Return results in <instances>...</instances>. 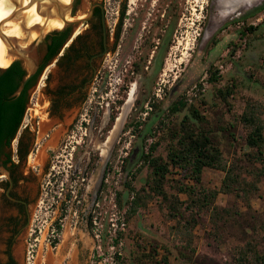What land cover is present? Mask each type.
<instances>
[{
    "label": "rangeland",
    "instance_id": "374dc122",
    "mask_svg": "<svg viewBox=\"0 0 264 264\" xmlns=\"http://www.w3.org/2000/svg\"><path fill=\"white\" fill-rule=\"evenodd\" d=\"M102 1L108 13L115 12L120 1L124 3L121 41L129 40L133 47L126 60L131 61L134 55L141 53L145 59L144 65L148 67L143 74L130 76L129 88L130 91L137 88L136 101L140 110L130 111V108L124 122H147L153 113L152 105L156 104L158 109L164 111L170 101L180 98L186 106H193L204 118L205 122L197 127L209 130L211 139L226 163H236L244 170L241 177L253 182L254 177L250 171L259 166L245 157L251 150L244 144L245 132L238 117L247 103L258 107L261 117L264 115V8L252 16L244 17L243 10L242 16L217 20L212 0ZM114 18L112 16L111 20ZM12 25L15 29L14 23ZM34 38L28 40V49ZM161 44L159 66L153 72V57ZM207 70L215 73L216 81H206ZM120 77L112 73L108 82L115 85ZM172 90L176 94L170 95ZM219 91L227 94L222 98ZM185 114V110H182L171 117H165L163 112L159 118L164 127L176 130L177 123ZM28 117L24 114L22 123L27 122ZM151 127L153 137L145 141L137 138L141 127L137 130L128 127L122 134L118 133L114 140L103 191L90 216L87 232L79 234L81 240L89 242L90 264H232L233 249L245 242L253 245L258 254L264 255L263 178L256 182V191L248 194L246 199L217 194L213 204L219 209H231L232 218L225 215L221 220L214 221L209 213H201L195 226L187 230L182 227V220L176 224V220L166 217L165 210L158 206L157 198L137 209L131 217H125L124 202L129 201L131 194L123 185L124 176L120 169L124 165L122 160L129 157L128 162L133 163L130 170L133 171L138 165L134 164L133 151L140 144L143 146L157 140L159 144L154 155L165 157L169 138L165 132L161 133L156 121ZM67 152L72 154L71 151ZM78 152L82 154L75 151L74 155ZM58 154L66 155L61 151H54L52 155ZM58 160L63 163H56V166L64 168L72 163L67 162L68 155ZM139 169L131 182L135 190L149 178L146 167ZM166 177L168 180L187 183L180 179V172L175 170ZM222 177V172L205 168L201 173L200 186L216 190ZM49 179L44 177L39 181L40 203L32 223L36 225L32 228L35 230L32 239L36 238L37 241L30 239V247L25 249L23 255L16 253V247L11 250L10 255L16 264H26V257L37 264L41 250L47 244L48 220L43 214L49 210L43 207H46L44 199L50 187L47 184L51 183ZM116 193H119L123 205L121 210L116 205ZM179 197L184 199L183 195ZM185 218L186 213L183 214ZM48 251L50 249L47 248L45 253ZM0 264H6L1 240Z\"/></svg>",
    "mask_w": 264,
    "mask_h": 264
},
{
    "label": "flooded vegetation",
    "instance_id": "af4514ba",
    "mask_svg": "<svg viewBox=\"0 0 264 264\" xmlns=\"http://www.w3.org/2000/svg\"><path fill=\"white\" fill-rule=\"evenodd\" d=\"M228 2L211 5L217 20L242 16L243 10L244 17L252 16L264 0L255 7L248 0L239 10L226 8ZM124 11L122 1L112 13L102 0H57L56 5H47L44 20L54 17L57 23L29 44L34 70L18 92L23 91L28 120L22 123L21 119L13 137L0 140V240L6 264H16L10 255L14 247L22 255L30 247L40 203L39 181L44 177H50L51 183L44 199L43 209L49 210L43 214L48 220L47 244L40 264H90L89 242L79 234L87 232L88 219L103 191L113 146L102 167L103 156L118 132L123 133L130 108L140 110L135 106L138 90L129 88L130 76L148 69L141 53L126 60L133 47L129 40L121 41ZM160 54L158 49L153 57V72ZM112 73L121 76L115 85L108 82ZM54 151L68 155L71 165L56 166L63 163L58 158L65 156H54ZM75 151L82 154L74 155ZM47 248L50 251L45 253Z\"/></svg>",
    "mask_w": 264,
    "mask_h": 264
},
{
    "label": "trees",
    "instance_id": "16d2710c",
    "mask_svg": "<svg viewBox=\"0 0 264 264\" xmlns=\"http://www.w3.org/2000/svg\"><path fill=\"white\" fill-rule=\"evenodd\" d=\"M262 8H264V3L249 15ZM162 45L159 47L160 51ZM24 75L25 72L17 60L0 71V140L7 136L13 137L23 117L26 104L23 91L15 97L12 94L17 90ZM206 81L209 83L216 81L215 73L208 72ZM218 93L221 94L220 91ZM226 94V92L221 94V97L223 98ZM136 105L138 107L137 101H135ZM152 108L153 113H151V117L147 118V122L142 124L127 122L123 130L128 127L137 130L141 127L137 138H141L143 141L148 137H153L154 132L151 126L156 121L158 128L162 131L161 133L165 132V136L169 138L165 157L154 155L159 144L157 140L147 145L143 144V146L140 144L136 151H133L135 155L134 164H138L133 171L130 170L133 163L128 162L129 157L122 160L124 165L120 169L124 176L123 185L128 194H131L129 201L124 202L126 206L125 217H131L137 209L144 207L153 198H157L159 200L158 206L165 210L166 217L176 220V224L182 220V227L187 230L195 226L196 219L201 213H209L214 221L221 220L225 215L227 218H232L231 209H219L213 202L217 194L233 195L236 198L246 199L248 194L256 191V182L261 178L264 179V115L261 117L257 111L258 107L247 103L238 117V122L245 132L244 144L251 150L245 154V157L251 163L259 166L250 171L254 181L248 182L241 177L244 172L243 169L236 163H226L216 143L211 139L209 130L197 127L202 125L205 120L193 106H186L184 100L179 98L170 101L164 111L158 109L156 104L152 105ZM182 110H185L186 114L177 123L176 130L164 127V123L159 118L161 113L164 112L165 117H171ZM142 167L149 170V178L143 186L135 190L131 187V182L140 170L139 168ZM205 168L223 173L220 185L216 190L205 189L200 186L201 173ZM174 170L180 172V179L186 180L187 183L168 180L166 176ZM179 195H183L184 199L181 200ZM119 197V193H116V205L121 210L123 205ZM184 213L187 214V219H183ZM89 224L90 217L88 219ZM114 257L117 258V255ZM232 260V264H264V255L258 254L253 245L245 242L233 249Z\"/></svg>",
    "mask_w": 264,
    "mask_h": 264
},
{
    "label": "bare ground",
    "instance_id": "6f19581e",
    "mask_svg": "<svg viewBox=\"0 0 264 264\" xmlns=\"http://www.w3.org/2000/svg\"><path fill=\"white\" fill-rule=\"evenodd\" d=\"M223 1L225 0H217L216 3L220 6ZM247 1L248 0H241V3L238 4L236 0H229V4L226 8H231V6H233L232 8H236L237 10L240 6L248 5ZM254 2L255 0H251L250 4ZM49 3L54 6L57 4V0H0V68L6 67L12 59L11 57H6L5 52L7 48L3 40L4 37L10 40L11 43L17 42L19 46L24 47L28 43V40L33 37L36 38L47 28L52 27L53 25L55 26L57 23L56 18L53 17L48 20H44L43 15L46 13L47 5ZM51 9H53V7ZM36 16L39 17L35 18ZM13 23L15 25V29L12 28ZM29 25L31 27H29ZM23 38H27V42L25 44H21ZM46 263L50 264L47 261Z\"/></svg>",
    "mask_w": 264,
    "mask_h": 264
},
{
    "label": "water",
    "instance_id": "95a60500",
    "mask_svg": "<svg viewBox=\"0 0 264 264\" xmlns=\"http://www.w3.org/2000/svg\"><path fill=\"white\" fill-rule=\"evenodd\" d=\"M216 1L217 0H213L211 4H214L215 5ZM236 1H237L238 4L241 3V0H236ZM262 1L263 0H255V2L252 3V6L251 7H255V6L261 5V2ZM241 7H243V6H241ZM3 40H4L5 46L7 48L6 49V52H5L6 53V57H11L12 58L11 61L9 62V64L11 62L17 60V61L20 62V65H21L22 69L25 72V75L22 78V80L20 81V83H19V85L17 87V90H16V92L14 94V96H15L23 88L25 82L27 81V79L29 78V76H31V74L33 73L34 65H33L32 61L30 60V57L28 56L29 49L26 46L21 47V46H19V44L17 42L16 43H11V41L8 40V39H6L5 37L3 38ZM26 42H27V38H23L21 44H25ZM6 67L0 68V71H2L3 69H5ZM117 135H116V137H117ZM112 146H113V144L108 148L107 152L103 156L102 165H101L102 167L104 166V163H105L106 159L109 156V153H110V150H111ZM101 170H102V168H101ZM37 264H40V262L38 261ZM43 264H47V263L43 261Z\"/></svg>",
    "mask_w": 264,
    "mask_h": 264
},
{
    "label": "built area",
    "instance_id": "2783aa9c",
    "mask_svg": "<svg viewBox=\"0 0 264 264\" xmlns=\"http://www.w3.org/2000/svg\"><path fill=\"white\" fill-rule=\"evenodd\" d=\"M31 257V256H30ZM32 261H30L29 257H26V264H31Z\"/></svg>",
    "mask_w": 264,
    "mask_h": 264
}]
</instances>
